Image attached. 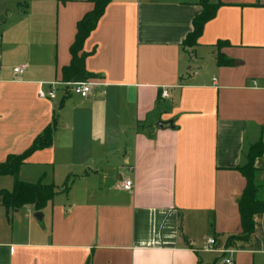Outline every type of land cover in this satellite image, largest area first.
Instances as JSON below:
<instances>
[{
    "label": "crops",
    "instance_id": "1",
    "mask_svg": "<svg viewBox=\"0 0 264 264\" xmlns=\"http://www.w3.org/2000/svg\"><path fill=\"white\" fill-rule=\"evenodd\" d=\"M209 2L222 5L188 47L199 0H112L83 45L93 94L40 99L93 4L0 0V163L55 118L52 145L18 176L68 186L41 220L32 205H0V264H223L207 238L241 232L236 168L264 142V0ZM218 53L232 64L218 65ZM253 166L264 200V153ZM253 219L250 239L228 245L233 264H264V211Z\"/></svg>",
    "mask_w": 264,
    "mask_h": 264
},
{
    "label": "trees",
    "instance_id": "2",
    "mask_svg": "<svg viewBox=\"0 0 264 264\" xmlns=\"http://www.w3.org/2000/svg\"><path fill=\"white\" fill-rule=\"evenodd\" d=\"M28 2L29 0H23ZM93 4L90 11L86 12L83 17L76 23L74 39L69 47L70 61L60 70L61 82L84 81L95 77L88 72L85 67V59L92 51L85 52L83 45L90 33L95 29L98 21L103 16L107 5L112 0H88ZM202 10L192 20V30L186 35L182 42L184 46H195L198 38L202 34L204 25L214 18L217 9L222 5L221 2L210 3L209 0H199ZM227 41H218L217 46H228ZM217 64L228 66L232 60L218 53ZM56 119L47 125L43 131L38 134L31 145L20 154H8L6 159L0 163V176L9 175L13 179L10 190L0 189V205L6 210H16L26 205H32L36 212H40L54 196L60 191L67 190V184L63 189H58L54 183H44V177L41 176L35 182H27L19 179V169L25 160L35 151L48 148L52 145L53 133L56 127ZM264 153V142L258 141L251 145L246 154V163L236 169L245 177L246 185L237 200V206L240 217L241 232L237 235H231L227 238L226 245L232 241H247L254 231L253 216L264 211V200L256 198L257 186L253 183L254 159Z\"/></svg>",
    "mask_w": 264,
    "mask_h": 264
},
{
    "label": "built area",
    "instance_id": "3",
    "mask_svg": "<svg viewBox=\"0 0 264 264\" xmlns=\"http://www.w3.org/2000/svg\"><path fill=\"white\" fill-rule=\"evenodd\" d=\"M25 65H19L13 68V72L16 74H21L25 70ZM98 82L92 78H89L84 81H76V82H53L48 84L45 88L40 87L37 91L38 97L40 99H55L57 97L58 92L60 91L62 94H73L77 95L80 98H88L93 94L94 90L98 86ZM162 96H167V90H162ZM133 186V182L130 179H124L122 181V189L130 190ZM206 250L216 252L222 258L223 264H233V260L230 256L231 248L226 245L224 242H218L214 237L207 238Z\"/></svg>",
    "mask_w": 264,
    "mask_h": 264
},
{
    "label": "rangeland",
    "instance_id": "4",
    "mask_svg": "<svg viewBox=\"0 0 264 264\" xmlns=\"http://www.w3.org/2000/svg\"><path fill=\"white\" fill-rule=\"evenodd\" d=\"M5 176V175H4ZM35 180H37V179H34L33 181H35ZM6 184H8L9 186V188H11L10 186H11V184H10V182H9V179L8 178H2V177H0V188L1 187H6ZM56 185V184H55ZM65 185L64 184H62V185H57V188L58 189H63V187H64ZM68 187V186H67Z\"/></svg>",
    "mask_w": 264,
    "mask_h": 264
},
{
    "label": "water",
    "instance_id": "5",
    "mask_svg": "<svg viewBox=\"0 0 264 264\" xmlns=\"http://www.w3.org/2000/svg\"><path fill=\"white\" fill-rule=\"evenodd\" d=\"M157 125L160 128H166V127L170 126V123L159 122ZM35 217H36L37 220H41L42 219V215H41L40 212H37L35 214Z\"/></svg>",
    "mask_w": 264,
    "mask_h": 264
}]
</instances>
